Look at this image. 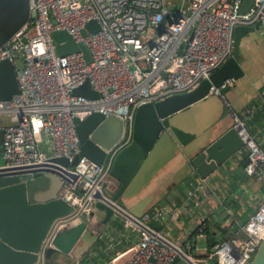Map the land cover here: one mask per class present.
Returning a JSON list of instances; mask_svg holds the SVG:
<instances>
[{"label":"built area","instance_id":"1","mask_svg":"<svg viewBox=\"0 0 264 264\" xmlns=\"http://www.w3.org/2000/svg\"><path fill=\"white\" fill-rule=\"evenodd\" d=\"M241 1L29 0L28 20L0 46V60L13 64L18 83L16 94L0 99L1 167L16 176L59 173L62 183L57 196L71 206L69 212L51 221L34 264L44 263V251L60 226L77 224L82 216L93 222L96 200L108 205L134 234L135 242L123 252L135 248L124 264L190 260L161 229L149 225L169 213L168 208L135 215L105 189L115 151L130 140L138 105L190 91L207 78L231 54L235 25L259 22L260 32H264V0H253L247 11L239 12ZM58 30L81 47L58 54L56 46L63 40L55 42L52 35ZM86 80L96 96L73 92ZM231 84L232 78H225L218 86L210 85L208 92L221 97L232 117V126L243 143L238 152L247 154L243 170L260 180L264 178V150L248 131L246 121L264 105V88L259 102L235 109L219 91ZM93 112L119 118L122 134L106 150L102 163L78 156L67 167L75 175L70 177L50 158L63 156L71 161L79 153L74 118L81 120ZM212 189L206 177L197 175L182 204L205 201L212 196ZM201 214L197 233L206 227V213ZM106 236L111 240L104 230L99 235ZM263 237L264 195L235 231L212 245L216 264H245Z\"/></svg>","mask_w":264,"mask_h":264},{"label":"water","instance_id":"2","mask_svg":"<svg viewBox=\"0 0 264 264\" xmlns=\"http://www.w3.org/2000/svg\"><path fill=\"white\" fill-rule=\"evenodd\" d=\"M252 2L253 0H242L238 11H247ZM28 18L29 0H0V46ZM259 31V22L253 25H235L231 54L207 78L201 79L190 91L170 94L136 107L130 140L120 146L112 157L109 173L120 182L116 192L110 195L112 199L117 200V196L131 180L132 183L139 179V171L147 162L148 156L153 155L165 140L176 145L175 135L178 133L190 130L198 132L188 143L193 151L188 157V163L202 177L208 176L241 148L243 143L232 126L233 120L229 112L227 115L230 123L226 129L213 133L214 124L224 107L221 97L208 91L210 85L218 86L225 78L236 79L243 74L240 65V38L246 33L250 36L254 33L256 38ZM52 35L55 42L63 40L62 44L56 46L58 54L81 47L74 44L63 30L54 31ZM7 64L9 70L0 60V99L10 98L18 92L14 66L9 60ZM226 89L227 87L221 88L219 91L223 93ZM73 92L89 97L97 95L87 80L75 87ZM74 122L80 143L79 153L71 161L63 156L50 158L53 164H58L61 172L70 177L75 175L67 167L73 165L78 156L85 155L102 163L108 153L106 150L115 145L123 131V122L119 118L103 116L98 112L81 120L74 118ZM247 160L246 158L244 164ZM2 164L0 153V264H34L51 221L56 216L69 212L71 206L57 196L62 183L59 173L45 171L36 173L33 177L9 175L5 172L8 169L1 167ZM94 206L102 216L95 223L82 216L77 224L60 226L45 249L44 258L49 259L56 252L81 257L88 250L112 215L111 208L102 201L96 200ZM143 212L145 211L135 214ZM232 228L235 230L237 225ZM134 248L117 255L112 260L113 264H124ZM177 260L178 258L174 259L170 264H175ZM245 264H264V237Z\"/></svg>","mask_w":264,"mask_h":264},{"label":"crops","instance_id":"3","mask_svg":"<svg viewBox=\"0 0 264 264\" xmlns=\"http://www.w3.org/2000/svg\"><path fill=\"white\" fill-rule=\"evenodd\" d=\"M251 34L252 36L246 33L240 38V65L243 74L232 79V84L223 92L224 99L235 109L259 102L264 88V32L259 33L256 38L254 33ZM222 104L224 110L214 124V134L225 130L230 123L228 109L224 102ZM246 125L264 150V109L257 110ZM197 133L192 130L178 133L175 135L178 145L165 140L153 155L148 156L147 162L139 171V179L132 183L131 180L117 196V202L133 214L157 207L170 210L163 218L153 220L152 226L149 225L161 229L189 256L190 260L178 258L175 264H210V259L216 263L212 245L209 247L208 242L212 239L217 241L235 231L264 195V178L258 180L247 175L243 170L247 154L245 151H237L206 176V181L213 188L212 196L200 203L192 201L183 205L185 191L194 184L198 175L188 163V157L193 153L188 143ZM119 184L118 179L110 174L105 193L112 195ZM58 191L59 189L57 193ZM201 212L206 213V230L204 233H197L195 226ZM101 216L100 212V216L92 220L93 223ZM233 225H237L235 230ZM104 231L112 241L107 236L101 237L104 239L103 245L96 248L95 244L101 240L97 237L81 257L67 255L64 258L65 255L60 254L61 257L56 261L62 264H105L135 242L134 234L123 226L122 219L115 214L111 215ZM92 250L97 251L91 254ZM82 257L85 259L82 260ZM49 259L44 258V263Z\"/></svg>","mask_w":264,"mask_h":264},{"label":"rangeland","instance_id":"4","mask_svg":"<svg viewBox=\"0 0 264 264\" xmlns=\"http://www.w3.org/2000/svg\"><path fill=\"white\" fill-rule=\"evenodd\" d=\"M260 32V31H259ZM261 33V32H260ZM3 63H5L6 64V68H7V70H9V66H8V64H7V59L5 60V59H2L1 60ZM13 73V72H12ZM96 212V209H94V213ZM96 217H99L100 216V211H97L96 213ZM96 222V221H95ZM60 254H62V255H65L64 256V258H67V255L66 254H64V253H60V252H56V253H54L53 255H52V257L49 259V260H45V263L44 264H62V262H57L56 260H58L61 256H59ZM63 258V259H64ZM211 261H210V264H213V261H212V259H210ZM64 264V263H63ZM67 264V263H66Z\"/></svg>","mask_w":264,"mask_h":264},{"label":"trees","instance_id":"5","mask_svg":"<svg viewBox=\"0 0 264 264\" xmlns=\"http://www.w3.org/2000/svg\"><path fill=\"white\" fill-rule=\"evenodd\" d=\"M254 103H255V102H254ZM256 103H257V102H256ZM263 109H264V105H262V106H261L259 109H257V110H261V111H262ZM257 110L255 111L254 114H256ZM253 116H254V115H253ZM253 116H252V117H253ZM252 117H251V118H252ZM248 121H249V120L246 121V124L248 123ZM152 221H153V220L149 221V224H150V225H151V224L153 225ZM154 224H155V223H154ZM152 225H151V226H152ZM153 227H154V226H153ZM205 230H206V227H205V229L203 230V233L205 232ZM103 242H104V240L101 239L100 241H98V242L95 244V247H96V248H98V247H102ZM215 242H216V240L214 241V239H212L210 242H208L209 247H210L211 245H213ZM81 259L83 260V259H85V258L82 257ZM213 264H216V263L213 261Z\"/></svg>","mask_w":264,"mask_h":264}]
</instances>
